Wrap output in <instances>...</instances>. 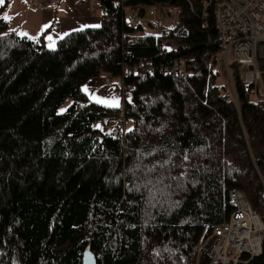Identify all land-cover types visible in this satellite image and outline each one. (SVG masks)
Returning a JSON list of instances; mask_svg holds the SVG:
<instances>
[{
    "label": "trees",
    "instance_id": "trees-1",
    "mask_svg": "<svg viewBox=\"0 0 264 264\" xmlns=\"http://www.w3.org/2000/svg\"><path fill=\"white\" fill-rule=\"evenodd\" d=\"M95 1L100 24L53 48L0 17V264H82L86 249L97 264H209L236 192L264 228V91L232 59L222 81L212 0ZM151 5L176 7V26L125 22ZM178 60L183 76L165 71ZM101 77L120 105L88 97ZM261 237L248 264H264Z\"/></svg>",
    "mask_w": 264,
    "mask_h": 264
},
{
    "label": "built area",
    "instance_id": "built-area-1",
    "mask_svg": "<svg viewBox=\"0 0 264 264\" xmlns=\"http://www.w3.org/2000/svg\"><path fill=\"white\" fill-rule=\"evenodd\" d=\"M216 28L224 46L222 58L230 76L227 62L233 60L241 80L247 83L261 81L264 75V0H212ZM32 9L57 5V0H29ZM141 22L135 16L132 26ZM183 60L174 62L165 71L178 76L185 74ZM108 84L109 81H106ZM121 88L120 85H118ZM97 121L93 128H100ZM100 134L97 140L100 141ZM235 210L229 220L212 229L213 243L209 250V264H248L249 259L261 253V233L264 228L246 202L235 193Z\"/></svg>",
    "mask_w": 264,
    "mask_h": 264
},
{
    "label": "rangeland",
    "instance_id": "rangeland-1",
    "mask_svg": "<svg viewBox=\"0 0 264 264\" xmlns=\"http://www.w3.org/2000/svg\"><path fill=\"white\" fill-rule=\"evenodd\" d=\"M59 1L60 4L58 5ZM59 1L57 0V7L66 1L68 2V8L64 13L57 16L54 11L55 7L32 9L29 5V0H0V7L4 3L6 5L0 17L4 16L9 23V27L16 31L18 35H24L30 40H37L43 35V43L47 48L55 47L57 40L68 32L85 27H97L100 24L101 11L98 5L91 8L85 0L86 3L84 5L73 8L71 1ZM88 2H91V0H88ZM144 9L145 14L139 23L142 28V34L157 35L162 31L172 29L177 24L178 9L174 6L151 5L146 6ZM138 10L139 7H125V22L131 23L138 14ZM222 63L226 72V74H222L224 76L222 81H231V76L227 73L223 58ZM259 82L264 91V80ZM84 91L91 100L98 103L107 106L120 105L119 92H114L112 86L107 84L103 77L89 81L85 85ZM63 109L64 107L61 110ZM114 125L115 123H111L108 129H111Z\"/></svg>",
    "mask_w": 264,
    "mask_h": 264
},
{
    "label": "crops",
    "instance_id": "crops-1",
    "mask_svg": "<svg viewBox=\"0 0 264 264\" xmlns=\"http://www.w3.org/2000/svg\"><path fill=\"white\" fill-rule=\"evenodd\" d=\"M40 1V0H39ZM59 1V0H58ZM69 1H71L73 4V8H75V7H77V6H79V5H84L86 2H85V0H69ZM87 1V3H89L88 5H89V7H91V8H94V7H96L95 5H98L97 4V2H95V0H91V2H88V0H86ZM94 1V2H93ZM68 2H66L65 1V3H62L59 7H57L59 4H60V1H59V3H58V5L56 6V5H54V6H47L46 8H48V7H55L54 8V11H55V13H56V15L58 16V15H60V14H62V13H64V11H66V9L68 8V4H67ZM99 7V6H98ZM46 8H44V9H46ZM96 9V8H95ZM101 11V10H100ZM5 12V11H4ZM4 19H5V17L4 16H2ZM86 26H88V25H86ZM21 28V27H20Z\"/></svg>",
    "mask_w": 264,
    "mask_h": 264
},
{
    "label": "water",
    "instance_id": "water-1",
    "mask_svg": "<svg viewBox=\"0 0 264 264\" xmlns=\"http://www.w3.org/2000/svg\"><path fill=\"white\" fill-rule=\"evenodd\" d=\"M82 264H97L94 254L89 249L82 254Z\"/></svg>",
    "mask_w": 264,
    "mask_h": 264
},
{
    "label": "snow or ice",
    "instance_id": "snow-or-ice-1",
    "mask_svg": "<svg viewBox=\"0 0 264 264\" xmlns=\"http://www.w3.org/2000/svg\"><path fill=\"white\" fill-rule=\"evenodd\" d=\"M110 106H118V105H110Z\"/></svg>",
    "mask_w": 264,
    "mask_h": 264
}]
</instances>
